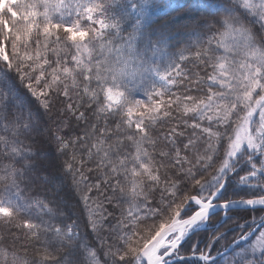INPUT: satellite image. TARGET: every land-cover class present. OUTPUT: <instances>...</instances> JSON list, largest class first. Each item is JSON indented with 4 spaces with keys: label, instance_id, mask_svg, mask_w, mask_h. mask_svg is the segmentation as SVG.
<instances>
[{
    "label": "snow or ice",
    "instance_id": "snow-or-ice-1",
    "mask_svg": "<svg viewBox=\"0 0 264 264\" xmlns=\"http://www.w3.org/2000/svg\"><path fill=\"white\" fill-rule=\"evenodd\" d=\"M0 226V264H264V0H0Z\"/></svg>",
    "mask_w": 264,
    "mask_h": 264
},
{
    "label": "trees",
    "instance_id": "trees-1",
    "mask_svg": "<svg viewBox=\"0 0 264 264\" xmlns=\"http://www.w3.org/2000/svg\"><path fill=\"white\" fill-rule=\"evenodd\" d=\"M163 2H166V3H172V6L173 7H177V6H183L185 3H191L193 2V0H163ZM169 9H162L161 11H159L154 17H153V20L154 22L157 24V25H164L166 24L167 22L171 23V22H175L177 19H180V17H178L175 12H172L171 15H169ZM183 46V43H180V44H177V45H174L171 47V51H176L178 47H182ZM191 67V66H190ZM139 99H145V97H142V98H139ZM190 131V133L192 132V129H188ZM221 131H223V129H220ZM65 182H66V187L64 192H67V193H71V196L68 198L67 201H73L74 202V207L71 208L70 206L68 205H65L63 206L64 209H65V212L66 214L68 215V217L70 219H77L79 218L81 223H83L84 220L87 219V216L85 214V212H88V209L84 206V204L82 202L80 203H77V201H79V195L78 193L75 192L73 186H72V183H71V177H68L65 179ZM42 191V195L45 194ZM47 195H49L50 197L51 196V193L50 192H47L46 193ZM54 198L55 199H59V197H62V200H64V195L62 193V188L60 187V189H58V191H54V194H53ZM101 200H103V196L100 197ZM76 202V203H75ZM105 207L107 208L108 211L110 212H114L116 214L119 213L120 209H117V208H113L112 205L110 204H107L105 202ZM126 207V206H125ZM81 208V211L79 210ZM79 211V212H77ZM80 214V215H79ZM84 229L81 228V234L82 235H87L86 232L83 231ZM88 232H90V229L88 230ZM6 235V232L4 231V228L0 226V236H5ZM13 240H11V243ZM10 238L9 236L7 237V240L6 241H0V247H6L8 248L9 251H17L18 254L20 256H27L29 259L33 258L35 253L34 251H32L31 249H29L28 251H25V249L23 247H21L20 244L17 243V245H10ZM7 246H11V248L7 247ZM185 264H191V263H187V262H184ZM222 263V262H220ZM182 264V263H181Z\"/></svg>",
    "mask_w": 264,
    "mask_h": 264
},
{
    "label": "rangeland",
    "instance_id": "rangeland-1",
    "mask_svg": "<svg viewBox=\"0 0 264 264\" xmlns=\"http://www.w3.org/2000/svg\"><path fill=\"white\" fill-rule=\"evenodd\" d=\"M142 97H144L142 94H138L137 95V97L136 98H142ZM166 119V118H165ZM188 133H190V131L187 129L186 130ZM62 188V193H63V195H64V200H62V197H59V199H58V201L62 204V206H65V205H68V206H70L71 208H73L74 207V202L71 200H69V201H67L68 200V198L71 196V193L69 192V193H67V192H64V190H65V188H67L66 187V182L64 181V184H63V186L61 187ZM58 189H60V188H58ZM58 189H57V191H58ZM50 192V191H49ZM51 193V196L54 198V196H53V194H54V192H50ZM76 203V202H75ZM77 203H78V201H77ZM80 211H81V208L79 209ZM236 212H238V213H247V220H248V223L245 225V227L247 228V227H252L253 228V235L256 233V234H258L259 233V231H261V229H260V226H259V224H258V222H259V216H260V214L259 213H256V212H252L250 209H247V210H240V209H238V210H235ZM77 212H79V211H77ZM85 214L86 215H88V212H85ZM80 215V214H79ZM253 217H255L256 218V220H257V224H255V225H253L252 224V218ZM241 223H244V221L243 220H241L240 221ZM1 228H2V226H1ZM5 231V230H4ZM84 232H85V230H83ZM106 231H107V229H105V232L104 233H102V234H106ZM211 231H215V229H202V230H199V231H197V232H195V234L193 235V237L192 238H190L189 240H188V242L181 248V251L182 252H187L192 246H193V244L198 240L199 241V243L196 245V247L198 248V249H203L204 247H205V244L207 243V241H206V239H205V237H206V235H210L211 234ZM221 231H223V229H221ZM239 232V229H233L232 231H230V232H228V233H226V235L228 236V238L229 239H231L232 238V236L233 235H236L237 233ZM197 233H199V234H197ZM9 238H10V243H11V240H13V237H11V236H9ZM90 240L91 241H96V237H95V235H91L90 237ZM10 245H14L13 243H11ZM15 245H17V244H15ZM7 247H9V248H11V246H7ZM97 247H99V243L97 242ZM220 247V243L219 242H217L216 244H213L212 245V255L213 256H215V258L217 257V256H219L218 254H217V249ZM101 255H102V253H101ZM231 255V253H229V256ZM223 259H224V257H222V258H219V259H216V261L217 262H219V264H222V263H220V262H223ZM181 262L182 261H180V262H178V263H180L181 264ZM195 262H197V261H195ZM182 264H185V263H182Z\"/></svg>",
    "mask_w": 264,
    "mask_h": 264
},
{
    "label": "water",
    "instance_id": "water-1",
    "mask_svg": "<svg viewBox=\"0 0 264 264\" xmlns=\"http://www.w3.org/2000/svg\"><path fill=\"white\" fill-rule=\"evenodd\" d=\"M238 209H240V210H245L242 206L241 207H238V208H236L235 210H238ZM201 229H205V228H201ZM193 234V233H192ZM191 235V234H190Z\"/></svg>",
    "mask_w": 264,
    "mask_h": 264
},
{
    "label": "bare ground",
    "instance_id": "bare-ground-1",
    "mask_svg": "<svg viewBox=\"0 0 264 264\" xmlns=\"http://www.w3.org/2000/svg\"><path fill=\"white\" fill-rule=\"evenodd\" d=\"M190 238H187L186 240H185V242L183 243V245L181 246V248L188 242V240H189Z\"/></svg>",
    "mask_w": 264,
    "mask_h": 264
},
{
    "label": "flooded vegetation",
    "instance_id": "flooded-vegetation-1",
    "mask_svg": "<svg viewBox=\"0 0 264 264\" xmlns=\"http://www.w3.org/2000/svg\"><path fill=\"white\" fill-rule=\"evenodd\" d=\"M193 237V236H192Z\"/></svg>",
    "mask_w": 264,
    "mask_h": 264
}]
</instances>
